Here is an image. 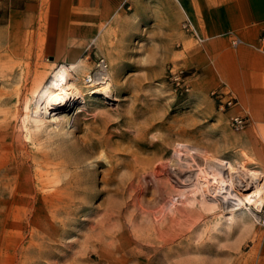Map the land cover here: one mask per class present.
Returning <instances> with one entry per match:
<instances>
[{"label": "rangeland", "instance_id": "1", "mask_svg": "<svg viewBox=\"0 0 264 264\" xmlns=\"http://www.w3.org/2000/svg\"><path fill=\"white\" fill-rule=\"evenodd\" d=\"M45 3L0 0V100L10 97L0 102V125L30 154H0V264H264V203L225 207L200 182L206 175L183 185L172 170L182 159L210 172L204 154L264 178V123L232 129L230 109L192 90L180 45L167 57L147 10L125 8L91 32H62L44 50ZM99 58L116 101L88 93ZM62 64L85 101L57 134L31 114L35 90ZM178 71L185 84L173 78ZM16 161L29 166L32 187L13 185L18 169L4 168Z\"/></svg>", "mask_w": 264, "mask_h": 264}, {"label": "crops", "instance_id": "2", "mask_svg": "<svg viewBox=\"0 0 264 264\" xmlns=\"http://www.w3.org/2000/svg\"><path fill=\"white\" fill-rule=\"evenodd\" d=\"M45 1L44 50L66 38L62 32H91L125 8L147 10L148 29L163 34L167 57H172L174 45H180L181 65L194 69L193 91H229L237 100L231 114H246L249 120L264 123V0ZM186 17L202 42L182 29ZM228 31L244 42L231 45Z\"/></svg>", "mask_w": 264, "mask_h": 264}, {"label": "bare ground", "instance_id": "3", "mask_svg": "<svg viewBox=\"0 0 264 264\" xmlns=\"http://www.w3.org/2000/svg\"><path fill=\"white\" fill-rule=\"evenodd\" d=\"M41 15L42 12H40V16ZM40 22L41 21H38V25ZM71 68L72 67L65 64L60 65L59 68L50 72L47 82L44 80L46 84L35 90L37 98L34 102L33 112L31 114L35 126L43 127L45 131L49 128L57 132V134H59V131L60 133L62 131L65 132L71 127L76 115L82 110L85 101L84 94L78 85H76L72 75L73 69ZM86 76L88 77L86 81L90 85L88 89L90 95L101 96L111 102L118 100L117 97L110 94L109 77L106 76V74L102 76L98 75L97 77ZM8 101H10V97L7 96L0 100L1 103H6ZM16 101H20V91L17 92ZM61 124H63V127L60 126ZM6 125L7 124L4 126L0 125V154L4 151L7 159L10 156L9 153L13 152L14 149H23L26 153V157H29L30 154L27 153L24 147L14 145L13 139H17L18 136L15 135L13 131L10 132L9 126ZM8 138H10L9 142H7ZM203 157V160L205 159L211 163V166H209L210 168L212 167L210 172L205 169L202 170L200 168L201 164L199 165L196 162L195 164L194 162L191 164V162L179 159L172 167L175 175V178H173L184 185L187 183L183 180H190L191 177H193V179H198L200 175H206L205 177L202 176L203 178L200 179L202 180L200 182L206 186V189L207 187L213 188L215 194L221 197L225 207L231 204L241 205L243 201L253 204V202L258 200V202L260 201L259 203H264V178L256 174L254 170L244 165H241L237 170H234L232 167L226 169L223 168L222 165L212 162L211 159H206L204 154ZM30 159L33 158L30 157ZM22 162L24 163L25 161L22 160ZM13 165L10 164L4 169L10 170L13 167L17 168L16 177L21 176L22 180L15 179V183L12 184L14 186L32 187L34 182L30 174L29 166L24 165L19 167L20 163L17 161Z\"/></svg>", "mask_w": 264, "mask_h": 264}, {"label": "built area", "instance_id": "4", "mask_svg": "<svg viewBox=\"0 0 264 264\" xmlns=\"http://www.w3.org/2000/svg\"><path fill=\"white\" fill-rule=\"evenodd\" d=\"M182 29L186 33L191 34L198 42H202L204 40L203 37H200L197 34L190 19L187 17L184 18V20L182 21ZM225 34L230 38V43L233 46H236L244 42L239 36H237L232 31H228ZM96 68L97 69L94 77H97L98 75L102 76L105 74L107 76V63L103 58L98 59ZM173 78L177 81V83H179L180 81L182 82V84H185V81L181 75V71L173 72ZM185 89L186 90L188 89L187 86H185ZM210 94L214 99V101L216 102L218 109L220 110L231 109L237 105L236 97L233 96L229 91H225L222 88L213 89L211 90ZM229 123L232 129L238 131L243 129L249 123V117L246 114H240V113L231 114L229 116Z\"/></svg>", "mask_w": 264, "mask_h": 264}]
</instances>
